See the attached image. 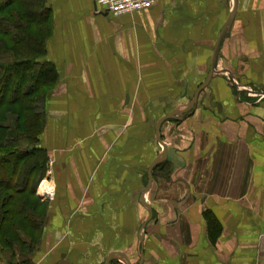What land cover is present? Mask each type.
<instances>
[{
  "label": "crops",
  "instance_id": "1",
  "mask_svg": "<svg viewBox=\"0 0 264 264\" xmlns=\"http://www.w3.org/2000/svg\"><path fill=\"white\" fill-rule=\"evenodd\" d=\"M45 3L44 61L59 80L39 145L54 192L37 188L31 264H264V0H157L123 15ZM173 112L146 190L157 123Z\"/></svg>",
  "mask_w": 264,
  "mask_h": 264
},
{
  "label": "trees",
  "instance_id": "2",
  "mask_svg": "<svg viewBox=\"0 0 264 264\" xmlns=\"http://www.w3.org/2000/svg\"><path fill=\"white\" fill-rule=\"evenodd\" d=\"M50 20L45 0H0V244L4 247L25 243V236L40 242L37 212L42 203L36 193L49 155L39 144L49 92L59 80L55 66L44 61Z\"/></svg>",
  "mask_w": 264,
  "mask_h": 264
},
{
  "label": "water",
  "instance_id": "3",
  "mask_svg": "<svg viewBox=\"0 0 264 264\" xmlns=\"http://www.w3.org/2000/svg\"><path fill=\"white\" fill-rule=\"evenodd\" d=\"M108 12V11H107ZM232 19H233V15L232 17L230 18L226 28L224 29V31L222 32L221 36H220V39H219V42H218V45L215 49V58H214V61H213V64H212V71L208 77V79L200 86V88L197 90L192 102L187 105L186 107V112H190L198 103V100H199V97H200V94L201 92L207 87V85L210 83L211 79L213 78L214 76V72H215V69H216V60H217V56L219 54V49H220V43H221V40L222 38L226 35L227 33V29H228V26L232 23ZM236 83V81H234ZM261 95L264 96V94L261 93ZM182 114V112H173V113H170L168 115H166L164 118H162L161 120L158 121L157 123V126H156V133H157V138L160 142V144L162 145L163 147V152L162 154L152 163L150 169H149V178H150V181H149V184L146 188V190H148L152 184H153V181H154V175H153V170L154 168L162 163L164 160L167 159V156H168V145L163 141L162 137H161V129H162V125L169 119H173L175 118L176 116H180ZM146 193V192H145ZM150 211V219H152L153 217V210H152V207H150L147 203H145ZM110 262V260H108ZM108 262V264H109ZM129 264V263H128Z\"/></svg>",
  "mask_w": 264,
  "mask_h": 264
},
{
  "label": "rangeland",
  "instance_id": "4",
  "mask_svg": "<svg viewBox=\"0 0 264 264\" xmlns=\"http://www.w3.org/2000/svg\"><path fill=\"white\" fill-rule=\"evenodd\" d=\"M46 173H47V170H46ZM44 178H46V175H44ZM44 178H42V180L38 182V186H40L39 193L42 195H45V193L54 192V188L51 187L50 184H48L47 182H43ZM26 198L32 199L33 197L28 195ZM31 199H30V202H31ZM37 221H40V219ZM38 236L39 235L36 234L37 238ZM22 240L25 243H16V245L13 247H4L0 244V263L1 264H31L29 252L33 251L37 247V243L32 242L30 238L27 236L22 238ZM35 241H38V240L36 239Z\"/></svg>",
  "mask_w": 264,
  "mask_h": 264
},
{
  "label": "built area",
  "instance_id": "5",
  "mask_svg": "<svg viewBox=\"0 0 264 264\" xmlns=\"http://www.w3.org/2000/svg\"><path fill=\"white\" fill-rule=\"evenodd\" d=\"M96 2L102 9L114 15H123L148 9L155 5L157 0H96Z\"/></svg>",
  "mask_w": 264,
  "mask_h": 264
}]
</instances>
